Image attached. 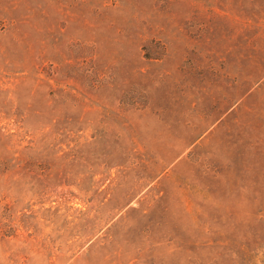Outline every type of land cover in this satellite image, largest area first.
Here are the masks:
<instances>
[{
  "label": "rangeland",
  "instance_id": "obj_1",
  "mask_svg": "<svg viewBox=\"0 0 264 264\" xmlns=\"http://www.w3.org/2000/svg\"><path fill=\"white\" fill-rule=\"evenodd\" d=\"M0 264H264V0H0Z\"/></svg>",
  "mask_w": 264,
  "mask_h": 264
}]
</instances>
